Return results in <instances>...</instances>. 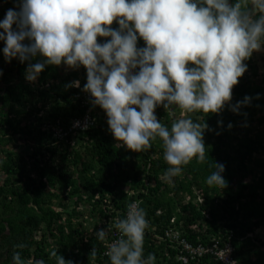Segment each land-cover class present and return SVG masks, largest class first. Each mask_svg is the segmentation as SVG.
<instances>
[{
	"label": "trees",
	"instance_id": "16d2710c",
	"mask_svg": "<svg viewBox=\"0 0 264 264\" xmlns=\"http://www.w3.org/2000/svg\"><path fill=\"white\" fill-rule=\"evenodd\" d=\"M18 3L0 0V21L8 9L18 11ZM112 27L117 28L118 23ZM98 39L104 42L110 38ZM4 46L0 41V264H14V251L21 252L26 264L37 259L56 264L55 258L49 259L53 249L73 264H110L103 255V242L95 235L85 242L84 235L124 218L127 204L136 201L149 221L144 255L155 253L156 264L223 263L211 251L194 258L189 255L185 263L179 261L177 243L166 237L169 226L179 229L194 247L224 241L232 230L237 259L242 264H264V160L258 158L264 154L263 50L245 61L248 69L233 88L230 103L235 105L250 96V105L241 106L239 113L227 104L218 114L190 113L194 120L209 125L204 133L206 159L198 163L194 158L182 166L181 175L168 181L164 178L169 165L163 158L162 140L151 141V147L141 152L127 149L108 130L103 109L102 115L94 110V123L83 129L86 131L70 132L69 141L74 133L87 137L91 146L85 145L86 150L69 151L67 140L50 146L55 141L54 126L67 128L86 117L85 106L90 104L88 93L82 91L86 69L49 65L36 82H29L25 79L27 62L15 58L7 62ZM73 80L80 81V88L66 90L64 85ZM156 115L170 127L173 119L180 118L181 110L166 111L160 106ZM21 139L31 147L21 151L7 145ZM215 161L225 165L222 175L228 186L224 189L206 184ZM68 188L69 202L65 203L63 193ZM75 195L80 199L73 208L70 203ZM84 196L86 206L80 204ZM20 243L26 247H14ZM94 245L98 255L89 259ZM254 252L256 258L251 259Z\"/></svg>",
	"mask_w": 264,
	"mask_h": 264
},
{
	"label": "clouds",
	"instance_id": "9594fccd",
	"mask_svg": "<svg viewBox=\"0 0 264 264\" xmlns=\"http://www.w3.org/2000/svg\"><path fill=\"white\" fill-rule=\"evenodd\" d=\"M17 6L18 11L8 9L0 21L5 60L27 62L25 79L29 82H36L49 65L71 70L83 66L86 83L82 91L89 94L93 110L106 113L108 130L116 141L141 152L151 147V141L162 140L168 181L181 175L182 166L194 158L198 163L206 159L204 133L209 125L185 113L218 114L226 104L239 113L241 106L251 103L250 96L235 105L230 102L234 86L248 69L245 61L264 50V0H19ZM114 22L117 28L112 27ZM100 37L110 39L100 42ZM80 86L79 80L64 85L66 90ZM160 106L166 111L178 107L180 118L165 126L156 115ZM89 107L85 106L87 112ZM79 122L74 120L67 128L54 126L55 141L49 145L67 140L69 151L86 150L85 145L91 146L87 137L74 133L68 140L70 132L84 129ZM214 168L206 184L226 188L225 165L215 161ZM69 190L63 193L65 203ZM79 199L75 195L70 206L77 207ZM86 199L80 204L86 206ZM146 217L140 203L131 202L124 218L95 232L100 242L106 241L113 228L118 232V238L106 244L104 255L110 264H156L155 253L144 255ZM227 235L232 237L234 231ZM97 255L94 245L89 259ZM250 257L256 258L255 252ZM52 258L56 264H73L57 249L49 252ZM12 259L14 264H26L20 251H14ZM27 264L46 262L37 259Z\"/></svg>",
	"mask_w": 264,
	"mask_h": 264
},
{
	"label": "built area",
	"instance_id": "2783aa9c",
	"mask_svg": "<svg viewBox=\"0 0 264 264\" xmlns=\"http://www.w3.org/2000/svg\"><path fill=\"white\" fill-rule=\"evenodd\" d=\"M88 102H89V94H87ZM90 103V102H89ZM88 105H91L88 104ZM94 107L91 105L89 107V110L86 114V117L82 120V122H79V126L81 128H88L94 123V117L92 114V111L94 112ZM112 219V218H111ZM113 220V219H112ZM104 221L109 222V219H104ZM115 221V220H114ZM112 221V223H114ZM175 220H172V223H174ZM101 228H107L104 225H100L98 227V230ZM95 232L91 230V232H86L84 235V241L88 242L90 236H94ZM166 237L170 238L173 243H177V247H179L180 252L178 255V260L182 262H188L189 260V255L192 256V258L195 257V255L202 256L205 252L211 251L214 253L217 259H220V257H225L222 262L224 264H240L237 259L235 258V247L232 244V237L229 235L228 237L225 238L224 242H221L220 240H215L211 244V246H204L200 245L198 247H194L192 244L188 243L185 239H183L182 234L179 232V229H176V227L169 226L166 229ZM118 238V232L113 228L112 232L109 234V236L106 238V241L103 242L104 245V252L106 251V244L111 243L113 240ZM104 257H107L104 255ZM107 264V263H106Z\"/></svg>",
	"mask_w": 264,
	"mask_h": 264
},
{
	"label": "rangeland",
	"instance_id": "374dc122",
	"mask_svg": "<svg viewBox=\"0 0 264 264\" xmlns=\"http://www.w3.org/2000/svg\"><path fill=\"white\" fill-rule=\"evenodd\" d=\"M264 51V50H263ZM261 73L263 72V70H261L260 71ZM2 87V83H0V88ZM185 116H190V113H185L184 114ZM7 145L10 147V148H17V149H19V150H26L28 147H26V141L25 140H23V139H21V141H18L17 143H13V142H11V143H7ZM3 157V155L2 154H0V159ZM258 158H260V160H264V154H261V155H259V157ZM58 208H60V206H57ZM263 259V262H264V258H262Z\"/></svg>",
	"mask_w": 264,
	"mask_h": 264
}]
</instances>
